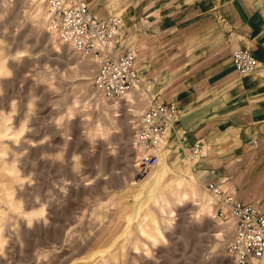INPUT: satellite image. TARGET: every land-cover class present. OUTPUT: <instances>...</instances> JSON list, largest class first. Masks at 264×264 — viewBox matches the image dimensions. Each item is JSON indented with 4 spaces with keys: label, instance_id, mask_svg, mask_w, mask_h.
<instances>
[{
    "label": "rangeland",
    "instance_id": "obj_1",
    "mask_svg": "<svg viewBox=\"0 0 264 264\" xmlns=\"http://www.w3.org/2000/svg\"><path fill=\"white\" fill-rule=\"evenodd\" d=\"M43 0H0V264H232L234 219L189 159L142 172L140 87L106 99Z\"/></svg>",
    "mask_w": 264,
    "mask_h": 264
},
{
    "label": "crops",
    "instance_id": "obj_2",
    "mask_svg": "<svg viewBox=\"0 0 264 264\" xmlns=\"http://www.w3.org/2000/svg\"><path fill=\"white\" fill-rule=\"evenodd\" d=\"M98 19H122V42L135 50L140 88L177 115L159 156L186 158L204 185L264 214V0H87ZM259 60L241 75L234 49ZM187 159V158H186Z\"/></svg>",
    "mask_w": 264,
    "mask_h": 264
},
{
    "label": "built area",
    "instance_id": "obj_3",
    "mask_svg": "<svg viewBox=\"0 0 264 264\" xmlns=\"http://www.w3.org/2000/svg\"><path fill=\"white\" fill-rule=\"evenodd\" d=\"M43 1L49 32L74 51L94 54L97 69L93 83L106 99H122L140 87L134 68L135 50L122 42L120 16L98 19L90 12L87 0ZM232 62L241 75L251 74L259 67V60L247 48L234 49ZM176 115L177 108L171 103H152L141 111L133 133L134 144L141 151L140 171L156 165L167 129ZM185 155L189 160L204 156L198 144L187 148ZM205 187L234 219V232L227 245L232 264H264V214L251 205L233 201L231 196H223L213 183Z\"/></svg>",
    "mask_w": 264,
    "mask_h": 264
}]
</instances>
